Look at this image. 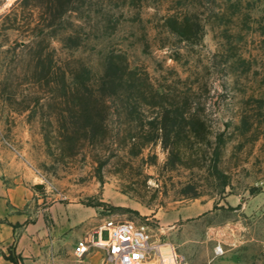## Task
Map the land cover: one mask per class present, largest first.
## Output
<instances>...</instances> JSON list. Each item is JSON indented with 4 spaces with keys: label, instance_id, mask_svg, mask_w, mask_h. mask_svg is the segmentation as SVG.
Segmentation results:
<instances>
[{
    "label": "rangeland",
    "instance_id": "obj_1",
    "mask_svg": "<svg viewBox=\"0 0 264 264\" xmlns=\"http://www.w3.org/2000/svg\"><path fill=\"white\" fill-rule=\"evenodd\" d=\"M50 2L0 0V185L26 192L23 223H0L40 238L41 219L59 238L28 264H106L74 250L108 220L189 264H264V0H81L64 15ZM111 59L136 75L109 97ZM177 111L200 121L172 151L151 123ZM60 203L70 223L46 211Z\"/></svg>",
    "mask_w": 264,
    "mask_h": 264
},
{
    "label": "built area",
    "instance_id": "obj_2",
    "mask_svg": "<svg viewBox=\"0 0 264 264\" xmlns=\"http://www.w3.org/2000/svg\"><path fill=\"white\" fill-rule=\"evenodd\" d=\"M93 249L103 251L106 264H189L172 244L132 221H105L80 239L74 251L81 258Z\"/></svg>",
    "mask_w": 264,
    "mask_h": 264
},
{
    "label": "crops",
    "instance_id": "obj_3",
    "mask_svg": "<svg viewBox=\"0 0 264 264\" xmlns=\"http://www.w3.org/2000/svg\"><path fill=\"white\" fill-rule=\"evenodd\" d=\"M18 182L20 180H17ZM22 183L15 184L6 183L0 185V220H8L12 224H16L19 222L22 224V221H19L15 218L14 210L17 207L23 206V194L26 193L22 188ZM60 208H56V204L48 207L46 211L49 213L50 218L53 219L54 223H58V215L56 216L57 211L60 210L63 215H65L67 221L70 223L71 216L74 215L73 211L76 210L73 204L69 203H60ZM56 212V213H55ZM60 214V213H59ZM77 222L75 221L74 224ZM41 228L40 238L38 236H29L27 232H33L35 230L33 225L26 227V231L23 235H19V237H14L17 229H15L12 225H6L5 223H0V231H4L8 243H15L16 252L18 255L23 257L25 264H28L29 258L37 255H43V251L45 254L52 252L55 249V246L58 245L59 238L51 237L49 235L50 229L46 226L44 220H39L38 223ZM59 232V228L56 230ZM79 235V234H78ZM81 237V235H79ZM82 239V237L80 238Z\"/></svg>",
    "mask_w": 264,
    "mask_h": 264
},
{
    "label": "trees",
    "instance_id": "obj_4",
    "mask_svg": "<svg viewBox=\"0 0 264 264\" xmlns=\"http://www.w3.org/2000/svg\"><path fill=\"white\" fill-rule=\"evenodd\" d=\"M50 1H52L50 3H52L53 6L55 7L56 13L58 15H64L65 12H67L68 10L72 11L71 8L72 6L70 5H73L77 1H81V0H50ZM117 69L118 67L116 63L112 59L109 60L107 71L101 78L102 88L107 91L108 93L107 95L109 97L118 95L119 85L125 79L124 74H126L127 71H128L127 77H129L130 80L131 79L135 80L136 73L134 72V70L130 69L129 66H126L124 69L120 70L122 71V73L120 74H117L118 73L116 72ZM174 114L175 115L171 114V112H165L161 118L158 117L156 118L155 123L154 122L151 123L152 125H154L156 129L161 130L159 136L164 137L163 143L165 147L170 148L172 151L177 147L175 143L170 142L172 134H175L177 136L180 135L181 133L180 129L181 127H183L182 124L184 123L186 124L184 126L186 127L188 126V130H187L188 136L189 135L196 136L197 134L194 125L195 123H197V121H200V117L195 113L186 112V111H181V112L177 111ZM170 120H172L173 124L170 123ZM177 124L182 126H178ZM14 248H15L14 245L11 246L10 253L9 255H6L5 258L9 260L12 264H22L23 257L16 254Z\"/></svg>",
    "mask_w": 264,
    "mask_h": 264
},
{
    "label": "water",
    "instance_id": "obj_5",
    "mask_svg": "<svg viewBox=\"0 0 264 264\" xmlns=\"http://www.w3.org/2000/svg\"><path fill=\"white\" fill-rule=\"evenodd\" d=\"M106 238H107V234H106V236H105Z\"/></svg>",
    "mask_w": 264,
    "mask_h": 264
}]
</instances>
